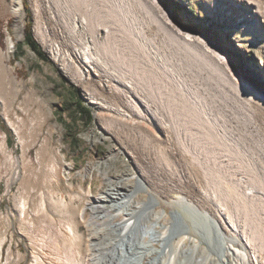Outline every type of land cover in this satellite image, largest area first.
<instances>
[{
	"label": "rangeland",
	"instance_id": "1",
	"mask_svg": "<svg viewBox=\"0 0 264 264\" xmlns=\"http://www.w3.org/2000/svg\"><path fill=\"white\" fill-rule=\"evenodd\" d=\"M90 1L83 7L92 8L95 2ZM157 1L174 23L222 46L231 69L264 93V0ZM79 2L0 0V264H97L111 237L104 228L114 212V204L98 197L112 188L135 191L134 204L153 195L156 204L151 211L161 214L160 223L169 224L180 211L190 225L186 246L197 242L199 251L213 259L217 251L207 248L192 226L193 217L176 200L195 201L214 216L221 212L234 225L224 231L234 248L245 247L256 258L254 263L264 264L263 239L258 235L264 228V196L249 190L248 169L232 174L242 175L241 199L234 193H215L212 177L175 173L171 166L179 169L178 164L166 165L159 157L162 145L152 148L148 130L127 110L116 109L115 98L91 94L83 82L68 76L66 54L74 45L79 48L75 40L90 42L92 36L81 24ZM104 2L127 26H137L158 4ZM40 24L43 40L36 32ZM98 24L104 40V26ZM27 27L46 60L24 44ZM72 88L91 111L88 125L72 120L67 105ZM263 138L245 137L254 157L262 155L258 145ZM244 198L252 200V210L243 209ZM214 235L212 230L213 239ZM178 241L176 237L171 243ZM229 264L245 263L231 259Z\"/></svg>",
	"mask_w": 264,
	"mask_h": 264
},
{
	"label": "bare ground",
	"instance_id": "2",
	"mask_svg": "<svg viewBox=\"0 0 264 264\" xmlns=\"http://www.w3.org/2000/svg\"><path fill=\"white\" fill-rule=\"evenodd\" d=\"M92 1V8L83 7L90 0H78L76 6L82 11L81 24L92 36L90 42L75 40L79 48L74 45L66 54L63 65L68 76L83 82L91 94L115 98L116 109L127 110L148 130L151 147L162 145L158 152L166 165L178 164L179 169L171 166L175 173L212 177L215 193H234L241 199L242 175L232 174L248 169L249 190L264 196V138L258 145L262 155L256 157L245 142L248 134L264 136V93L231 69L222 46L174 23L157 0L151 16L137 26L121 23L105 0ZM76 30L74 26L72 32ZM36 32L43 40L41 24ZM139 183L145 186L143 178ZM135 195L112 188L98 197L102 203L114 204V212L104 228L111 237L97 264H229L231 259L256 264L245 247L240 251L226 238L224 231L234 225L225 214L214 216L184 197L176 200L193 217L192 226L207 248L217 251L213 259L199 251L197 242L186 246L190 225L180 211L173 213L169 224L160 223L161 214L151 211L154 196L134 204ZM240 204L253 209L252 200L244 198ZM261 229L258 235L264 245ZM176 237L179 241L172 245Z\"/></svg>",
	"mask_w": 264,
	"mask_h": 264
},
{
	"label": "trees",
	"instance_id": "3",
	"mask_svg": "<svg viewBox=\"0 0 264 264\" xmlns=\"http://www.w3.org/2000/svg\"><path fill=\"white\" fill-rule=\"evenodd\" d=\"M24 44L28 45L38 57L43 60H46L44 53L38 47V44L34 41L29 27L26 28V34L24 37ZM69 99L67 101V105L72 108V120L78 121L81 120L85 125H88L92 122V114L91 111L84 106L82 100L77 94L76 88H72L70 90V94L68 95Z\"/></svg>",
	"mask_w": 264,
	"mask_h": 264
}]
</instances>
